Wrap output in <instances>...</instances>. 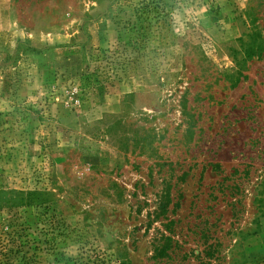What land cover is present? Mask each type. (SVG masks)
Returning a JSON list of instances; mask_svg holds the SVG:
<instances>
[{
  "label": "rangeland",
  "instance_id": "1",
  "mask_svg": "<svg viewBox=\"0 0 264 264\" xmlns=\"http://www.w3.org/2000/svg\"><path fill=\"white\" fill-rule=\"evenodd\" d=\"M0 264H264V0H0Z\"/></svg>",
  "mask_w": 264,
  "mask_h": 264
}]
</instances>
